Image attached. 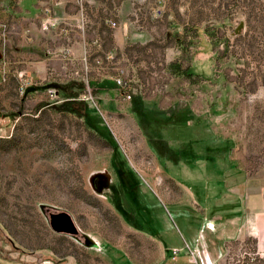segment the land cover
Returning a JSON list of instances; mask_svg holds the SVG:
<instances>
[{
	"label": "rangeland",
	"instance_id": "rangeland-1",
	"mask_svg": "<svg viewBox=\"0 0 264 264\" xmlns=\"http://www.w3.org/2000/svg\"><path fill=\"white\" fill-rule=\"evenodd\" d=\"M124 1L125 27L86 0L15 26L0 8V264H198L201 226L207 263L264 264V0H117L110 21ZM126 94L151 123L174 125L170 144L192 140L175 153L163 135L172 162L149 147ZM68 96L96 109L102 134L55 110ZM190 144L215 159L210 178ZM112 146L132 166L118 192L128 223L114 209ZM59 214L77 235L53 230Z\"/></svg>",
	"mask_w": 264,
	"mask_h": 264
},
{
	"label": "crops",
	"instance_id": "crops-1",
	"mask_svg": "<svg viewBox=\"0 0 264 264\" xmlns=\"http://www.w3.org/2000/svg\"><path fill=\"white\" fill-rule=\"evenodd\" d=\"M58 0H0V8L2 7L4 9L3 13H4V17H8V18H12L13 19V24L15 26V20H25V21H31V20H36L38 18L42 17V14H46L44 12V8H51L54 5V2H56ZM88 3L91 4V7H93V10L95 11L96 14H98L101 19H106L105 24L106 26H110L112 21H110L108 18L109 16H113V9H116V5L114 4L115 1L117 0H86ZM118 8V7H117ZM92 9V8H91ZM91 10V11H93ZM58 11L54 10L55 15L57 16ZM117 12V11H116ZM53 13V14H54ZM52 12L50 13V16H45L44 18L46 19L47 17L50 18L53 16ZM115 16V15H114ZM117 18L119 19V23H116L117 25L119 24H124L123 27L127 26L126 24V18H127V14H126V2L124 1L123 4L118 8V14L116 15ZM57 17H61L63 19L67 18L69 21L77 20V16H73L71 14H69L68 16H63L62 14H58ZM110 24V25H109ZM96 29H101L99 27V25L96 27ZM128 29V28H127ZM71 30V29H70ZM97 30V32H98ZM124 30V29H123ZM128 31V30H127ZM96 33V32H95ZM100 34V33H99ZM132 100V99H131ZM145 105V102H144ZM145 107V113L146 115H151V108L147 105L144 106ZM168 115H173L170 114L169 112H167ZM151 122V121H150ZM152 126H156L155 123H152ZM158 127L161 128V126L157 125ZM174 127V125H169V126H164L161 128L163 135H166V139L168 140V145L170 148H172V150L176 153V151L180 150L183 147V144H187L190 143L192 140H184V139H179V143H181L179 146L176 145H172L170 144V137L167 136V133L172 129L171 127ZM174 131V130H173ZM226 144V143H225ZM196 145V143L194 144ZM193 144H190L189 146L192 147V152L189 153V161H192L194 163V171H198L199 173H201L202 171H205L203 173V175L206 177V179L210 178V174L208 173V165L212 162L215 161V159L213 160V157L209 154L208 156H205V154L203 152H200L199 150H197L196 146H194ZM201 146H205V142H200ZM227 145V144H226ZM208 151H212V150H207ZM227 152V151H226ZM123 153V152H122ZM225 155H228V153H225ZM212 159V160H211ZM170 161V160H167ZM112 168H113V174L108 175V177L111 176V180L110 183L113 186V190L115 191V196L113 197V203L114 205V209L119 213V215L126 221V223H128V215L131 211H129L122 199L121 193L118 194L119 189L120 191L122 190V185L125 186V179L126 177H128L130 175V169H132V166L127 162L125 155L121 154V152L118 151V153L116 154L115 151L113 150L112 153ZM172 162V161H171ZM230 162V161H229ZM228 163V162H227ZM218 164L220 165V168L222 169L223 164L222 161L218 160ZM181 167V166H180ZM229 166H227L225 169L228 170ZM224 169V168H223ZM226 170H224L223 173H226ZM141 176V175H140ZM142 177V176H141ZM121 180V181H120ZM226 182V180H224ZM237 188H239L237 186ZM227 191H234V188H230L227 189ZM240 202L238 200H236L235 205H238ZM181 205H188L189 207H191L194 211L195 214H199L200 217L203 218V220L205 221L206 217L204 216V214L201 212H199V210L189 204V203H185V204H180L177 206H181ZM219 206L215 205V204H209L205 206L204 209H201L203 211H209L210 213L214 212L215 209H217ZM239 211H243L242 208ZM233 217H237L233 216ZM250 225L251 228V222L248 223ZM262 224H264V213H259L257 215V218L255 220V226L260 234L262 233V238H261V242L264 244V230H260V226H263ZM128 226H132V225H128ZM253 226V225H252ZM253 228V227H252ZM204 226H201L198 230V236L196 237L195 240V247H190V251L195 254V252L199 253L200 255V260L198 261L197 255L195 257L196 262L199 264H209L207 263V261L209 260L210 256L208 251L205 248V241H203L202 238V233H204ZM162 244L163 249L166 250H178L179 253L182 251V249H179L177 247H167V245H165L163 242L158 241ZM192 250H194L195 252H193Z\"/></svg>",
	"mask_w": 264,
	"mask_h": 264
},
{
	"label": "trees",
	"instance_id": "trees-1",
	"mask_svg": "<svg viewBox=\"0 0 264 264\" xmlns=\"http://www.w3.org/2000/svg\"><path fill=\"white\" fill-rule=\"evenodd\" d=\"M97 83H91L90 82V86L94 87L97 86ZM97 89V91H110V88H95ZM62 90H64L62 88ZM60 93V92H59ZM144 102L141 100L140 97L138 96H134V98L132 99V109L133 112L137 115L138 117V125L141 129V131L143 132L144 136L147 138V140L150 142L151 145V149L154 153H156L158 156H160L162 159H164V156H162L157 148L153 145V136L150 135V131L154 133V136L157 138H161L164 140V143L166 144V140L164 139L162 130L160 127L156 126H152V123L149 121L145 113V107H144ZM56 111L61 112V113H69L72 115H75L81 119L84 120L85 124L90 127L92 130H94L97 133H101L100 129L97 125V121L95 120V117L97 115V111L95 108H92L91 106H89L88 103H86L85 101L79 99L76 96H71V97H66L65 99L62 100V102L59 104V106H57L55 108ZM102 134V133H101ZM167 145V144H166ZM113 150L115 151V153H118V148L115 146H112ZM168 152H171V150H169ZM189 158V157H188ZM187 158V159H188ZM173 159V158H172ZM171 161V159H170ZM175 161V160H174ZM96 185L100 188H106L109 187V182L107 180V178L104 175H98L96 177Z\"/></svg>",
	"mask_w": 264,
	"mask_h": 264
},
{
	"label": "water",
	"instance_id": "water-1",
	"mask_svg": "<svg viewBox=\"0 0 264 264\" xmlns=\"http://www.w3.org/2000/svg\"><path fill=\"white\" fill-rule=\"evenodd\" d=\"M66 219H64V218ZM51 226L53 230L60 234H67V235H77L78 230L72 220V218L68 214H59V215H52L51 216ZM87 246L95 245L94 242L86 238Z\"/></svg>",
	"mask_w": 264,
	"mask_h": 264
},
{
	"label": "flooded vegetation",
	"instance_id": "flooded-vegetation-1",
	"mask_svg": "<svg viewBox=\"0 0 264 264\" xmlns=\"http://www.w3.org/2000/svg\"><path fill=\"white\" fill-rule=\"evenodd\" d=\"M147 118V117H146ZM150 135L153 136V145L157 148L158 152L164 156L163 160H170L172 159V156H170V152L167 145L164 143L163 139H159L154 136V133L150 131ZM147 139V138H146ZM148 141V140H147ZM149 147L151 148L150 142L148 141Z\"/></svg>",
	"mask_w": 264,
	"mask_h": 264
},
{
	"label": "built area",
	"instance_id": "built-area-1",
	"mask_svg": "<svg viewBox=\"0 0 264 264\" xmlns=\"http://www.w3.org/2000/svg\"><path fill=\"white\" fill-rule=\"evenodd\" d=\"M82 1H83V0H82ZM111 25H112V27H116V26H117L115 22H112ZM117 83H118V85H120L121 87H125V84L122 82V80H118ZM50 96H51V98H54V97H55V92H54V91H51V92H50ZM126 98H127L128 100H131V99H132L131 96H130V94H126ZM173 253H174L175 255H178V254H179V251H178V250H174Z\"/></svg>",
	"mask_w": 264,
	"mask_h": 264
}]
</instances>
